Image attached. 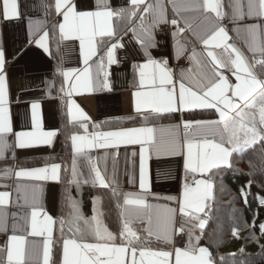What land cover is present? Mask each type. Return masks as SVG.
I'll use <instances>...</instances> for the list:
<instances>
[{
	"label": "snow or ice",
	"instance_id": "obj_1",
	"mask_svg": "<svg viewBox=\"0 0 264 264\" xmlns=\"http://www.w3.org/2000/svg\"><path fill=\"white\" fill-rule=\"evenodd\" d=\"M169 2L174 13L171 21L167 18L163 0H130V8L119 9H114L109 0H95L94 8L89 10H80L73 0H54L55 13L63 18V22H58L60 38L62 41L80 42V53L85 65L81 70L57 69L64 80L60 92L69 98L66 103L72 122L90 119L71 99L74 94L91 92L94 84L111 91L107 68L118 63L116 50L124 47L120 42L123 36L117 37L114 21H127L125 31L132 33V38L146 59L144 63L132 65L138 81L137 90L133 93L136 115L130 119H140L142 126L71 135L73 157L71 179L68 181L79 186L78 177L83 175L78 172L77 160L80 158L86 162L91 177L90 181L86 178L83 182L111 189L116 195L118 181L115 164L113 176L109 180L86 149H119L125 145H139V188L144 194H123V204H117L123 209L122 227L118 234H114L101 223L102 213L97 207L99 198L93 200V215L86 218L80 211L79 202L66 189L71 211L68 219L59 221L61 264H213L209 250L198 247L200 236L194 235L197 229L203 234L207 220L201 218L200 214L207 216L206 209L210 207L208 202L213 199V183L204 177L209 173L215 174L213 170L219 172L231 167L230 157L233 153L243 154L256 145L264 149V79L254 72L257 65L264 70V0H229L227 5L232 10L230 22L242 25L232 31L243 39L247 50L252 53L251 63L240 49L229 43V32L221 24L226 18L223 0ZM184 13L189 15H182ZM0 17L4 21L19 20L21 12L18 0H0ZM181 20L183 27L180 26ZM169 23L175 29L172 32L173 40L176 41L175 59L179 60L187 52V47L179 40L185 31H190L196 41L204 46L203 53L192 48L187 59L193 67L181 69L178 78L174 77L167 58L155 59L150 52V49L157 47L155 30ZM29 27L31 33V24ZM48 37V32H44L39 39L34 40L45 52L49 51ZM97 38L101 39L98 41ZM103 38L111 42L106 45L103 54L93 61V57L98 55V44H105ZM216 49L222 51L217 53ZM90 61L95 65V81ZM5 63V54L0 50V159H4L13 147L8 140L10 134L15 136V146L19 148L52 146L57 135L56 131L44 130L38 103L31 104L32 130L13 133ZM220 69L231 71L236 82L231 83ZM101 75L102 81L99 79ZM193 109H214L218 119L184 120L159 128L148 126L152 120L173 118L177 113ZM80 127L88 133L86 123H81ZM93 127L98 128L99 125L94 124ZM153 153L157 158L183 157L182 198L163 197L176 202L178 209L147 202L149 195L153 199H161L151 193L148 181L147 161ZM60 171V164H52L30 170L21 169L15 171L14 175L17 180L59 182ZM12 175L11 169L4 170L5 177L10 178ZM15 190L18 199L24 200L21 207L31 209L30 219L25 213L20 217L24 221L22 225L13 223V234L3 250L6 252L3 264H53V231L57 222L43 211L38 195L42 189L38 185L17 183ZM240 194L247 203V193L243 188ZM9 198L8 191L0 192V232L8 230ZM260 203L264 205V199ZM177 211L181 216L179 228L176 227ZM133 222L146 224L142 229L146 234L143 238L132 228ZM66 226L71 234L68 237H65ZM260 227L264 234V224ZM17 231L23 234H15ZM177 234L187 237L182 247L176 246ZM233 235L238 234L234 231ZM28 237L43 239L29 240ZM153 237L171 250L153 248Z\"/></svg>",
	"mask_w": 264,
	"mask_h": 264
},
{
	"label": "crops",
	"instance_id": "obj_2",
	"mask_svg": "<svg viewBox=\"0 0 264 264\" xmlns=\"http://www.w3.org/2000/svg\"><path fill=\"white\" fill-rule=\"evenodd\" d=\"M73 2L80 10H89L94 8L95 5V0H73ZM109 2L114 9L131 7L130 0H109ZM163 2L166 6L167 18L171 21V19L174 18L172 5L169 0H163ZM178 2H180V0H178ZM18 3L20 5L21 12V18L19 20L4 21L2 17H0V50H3L6 60L5 73L7 76L8 87V107L13 133L32 130L31 104L38 103L40 105L39 113L44 130L56 131L57 135L54 138L52 146L40 145L27 148H19L15 146L14 135L10 134L8 137L9 143L13 144V147L5 154L4 159H0V192L8 191L10 193L9 203L7 205L8 230L7 232H0V264H3L6 260V252L3 250L6 249L8 240L13 234V223L22 225L24 221L21 220L20 217L25 213L29 215L30 219L31 209L21 207L24 205V200L18 199V194L15 190L17 183H20L21 185H38L42 189L38 195L43 211L52 216L57 222L56 207L61 190V171L59 173V182L52 180H17L14 173L15 171H19L21 169L30 170L33 168L51 166L52 164H60L56 161H46L47 159L41 164L29 166H21L18 163L19 161L35 157L48 158L59 155L61 152V146L58 138V115L60 103L63 104L68 122L74 125L73 130L69 134L71 154L69 158L68 179L65 187L74 186L77 189L82 187H99V185L93 186L91 182H83L86 178L90 181L91 177L88 174L89 170L86 162L82 161L80 158L77 160L78 172L83 175L78 177L80 180L79 186L77 187L75 184L68 183L71 179L70 170L73 157L70 140L71 135H85L94 132L118 130L119 128L142 126V121L134 125H118L120 121L136 115L134 111L133 93L137 90L136 83L138 81V76L134 74L132 65L146 62L139 45H137L135 40L132 38V33L130 31H125L127 23L126 20H122L123 23H120V21H114L117 37L123 36V39L120 42L124 44V47L116 50L115 55L118 63L107 68V71L110 73L108 81L111 86V91L94 84L91 92H84L80 95L74 94L71 99L79 105V107L90 119L83 122H72L68 111V104L66 103L69 98L65 97L63 93L60 92V88L64 84V80L63 77L59 75L57 69L58 67H62L64 71H72L81 70L85 67L83 57L80 53V42L78 40H61L58 22H63V18L55 13L53 7L54 0H18ZM223 3L225 5L223 11L226 13V18L221 22V24L229 32V36L231 37L229 43L234 44L238 49H240V51L249 58V62L251 63L252 53L247 50L243 39L238 38L236 32L232 31L233 28L241 27L242 25L230 22L229 17L231 16L232 10L227 6L229 0H223ZM182 15L189 14L184 13ZM176 18L180 19V17ZM251 22L252 21H248V23ZM196 23H199V21H196ZM30 24L31 33L29 27ZM117 24L120 26L119 32H117ZM168 25L170 28L167 34H162L160 31V28L163 25H160L155 30L157 47L150 49V52L155 59H160L161 57L167 58L169 66L174 72V77L178 78L181 69L193 67L187 59V56L191 54L192 48L195 47L197 52L203 53L204 46L196 41V38L192 36L190 31H185L179 37V40L187 47V52L182 55L179 60H186L187 64L180 63L175 65L174 63L179 61L175 59L174 45L176 41H174L172 37V32L175 29L170 23ZM180 26L183 27L182 20ZM193 26L195 27V25ZM44 32H48L49 34V51L47 52L38 47L34 42V40L39 39ZM97 39L99 41L101 38ZM103 39L105 40V44H98V55L93 57V61L97 60L99 55L103 54L106 45L111 42L108 38ZM215 51L219 53L222 50L216 49ZM53 53L57 54V61H55ZM93 61H90L89 63L93 66V79L95 81L96 75ZM55 71L58 75L55 74ZM220 71L229 79L231 83L234 84L236 82L231 71H228L227 69H220ZM254 72L257 74L255 69ZM257 76L261 78L258 74ZM99 79L102 81L103 75H101ZM64 86L67 88V85ZM197 110L202 109H193L185 111L182 114L177 113L175 114L177 119L174 121H150L148 126L159 128L175 125L184 120L195 121L218 119V115L214 109H203L212 110L214 112V115L209 117L191 118L184 116L185 113ZM81 123H86L88 125V133H85L83 128L80 127ZM94 124L99 125V127L94 128ZM139 150V145H125L121 146L119 149H86L87 154L93 158V160L97 163V166L101 168L102 173L105 174L109 180L113 176V166L115 164V175L118 181L117 191H120L122 194L121 205L123 204V194L125 193H131L133 195L144 194L139 188ZM133 153L136 154L133 155ZM5 169H11L13 171V175L10 178L4 176ZM147 171L151 193L155 194L157 197H161V199H153L152 196L149 195L147 202L178 209L179 205L176 202L163 199V197H173L176 200L182 198L184 184L183 157L161 156L157 158L153 153L147 161ZM204 178L209 179L208 176ZM120 208L122 212L123 209L122 207ZM13 214H15V220L13 219ZM200 215L201 218L206 219L204 214ZM176 220V227L179 228L181 216L178 211ZM144 225L146 227V224ZM64 231L65 237L71 235L67 228ZM15 234L23 233L17 231ZM194 235L200 236V230L197 229ZM57 237H59L60 241L59 264H61L62 244L60 240V225L58 222L54 225L53 247ZM28 239L42 241L43 238L28 237ZM198 247L207 248L200 243V240ZM159 249L171 250L169 247Z\"/></svg>",
	"mask_w": 264,
	"mask_h": 264
},
{
	"label": "trees",
	"instance_id": "obj_3",
	"mask_svg": "<svg viewBox=\"0 0 264 264\" xmlns=\"http://www.w3.org/2000/svg\"><path fill=\"white\" fill-rule=\"evenodd\" d=\"M120 23H123L122 20ZM120 26L117 24V32H119ZM55 61H57V54H54ZM257 74L264 79V70L259 65L255 68ZM55 74L58 75L55 71ZM58 78V77H57ZM58 80V79H57ZM214 115L212 110H197L185 113V117L200 118L209 117ZM59 124H58V138L61 146V152L55 157H35L19 161L21 166H29L41 164L46 161H56L61 165V190L57 201L56 218L57 222L64 218L68 219V214L71 209L68 207V201L66 199L67 192L71 193L72 197L79 202L80 211L84 217L90 218L93 215V200L99 198L97 205L99 211L102 213L100 216L101 223L106 226L114 234H118L121 230V208L117 207V204L122 203V194L120 191L113 195L111 189H105L101 187L97 188H75L74 186L65 187L68 179L69 158L71 154L69 144V134L73 130L74 125L68 122L63 104H59ZM177 119L175 115L173 118H165L152 121H174ZM151 121V122H152ZM140 119L126 118L118 123L121 126L134 125L140 123ZM264 157V149H261L260 145H256L254 149H248L243 154L233 153L230 157L231 167L223 168L216 172L208 174V178L213 183V199L209 201V208L207 211V224L203 230V234L200 235V243L206 246L211 253L213 264H264V255L261 252H253L247 255L245 250L249 244L245 240L246 234L237 242H233L228 239L221 242L220 238L228 236V231L219 225L220 213L224 212L230 219L229 207L223 204V199L228 193H232L238 201V208L240 210V223L229 220L231 225L237 228H241V222L248 228V231L253 237L262 241L264 244V234L261 232V225L264 224V205L260 203L261 199H264V170H262V164H260L261 158ZM246 164L249 167L247 172L238 170L237 165ZM261 166H260V165ZM259 165V166H258ZM260 168V170H259ZM258 172L251 173L250 171ZM244 189L247 193V203L245 198L241 196V189ZM132 228L137 231L143 238L146 234L142 231L145 227L144 224L139 222H133ZM67 226L65 227V229ZM225 238V237H224ZM153 248H168L163 243H158L155 238H152ZM53 264H59L60 257V241L57 237L52 255Z\"/></svg>",
	"mask_w": 264,
	"mask_h": 264
},
{
	"label": "rangeland",
	"instance_id": "obj_4",
	"mask_svg": "<svg viewBox=\"0 0 264 264\" xmlns=\"http://www.w3.org/2000/svg\"><path fill=\"white\" fill-rule=\"evenodd\" d=\"M262 160L260 161V164H262V170H264V157L261 158ZM259 164V165H260ZM258 165V166H259ZM261 166V165H260ZM238 170H241L243 172H247L249 170L248 165L240 163V165L236 166ZM260 170V168H259ZM251 173H256L258 170L250 171ZM223 204L229 207L230 212V219L232 221H235L240 223L239 218H240V210L238 208V201L236 197L232 193H228L227 196L224 197L223 199ZM220 222L219 225H222L225 230L228 231V236H224L223 238H220L221 242L224 240H231L233 242L239 241L241 238H243L244 234H246L245 240L249 244L248 248L245 250V253L247 255L252 254L253 252H261L262 255H264V244L262 241H259L257 238L253 237L252 234L248 231V228L241 222V228H237L234 225H231L229 223V220L226 218V214L222 212L220 213ZM207 219V218H206ZM237 232L238 235H233V232Z\"/></svg>",
	"mask_w": 264,
	"mask_h": 264
},
{
	"label": "built area",
	"instance_id": "obj_5",
	"mask_svg": "<svg viewBox=\"0 0 264 264\" xmlns=\"http://www.w3.org/2000/svg\"><path fill=\"white\" fill-rule=\"evenodd\" d=\"M169 28H170L169 25H163V26H161L160 31L162 34H167L169 31ZM180 63L181 64H187V61L186 60H179V61H176L174 64L177 65ZM186 242H187L186 235H183V234H177L176 235L175 243H176L177 247H182Z\"/></svg>",
	"mask_w": 264,
	"mask_h": 264
}]
</instances>
